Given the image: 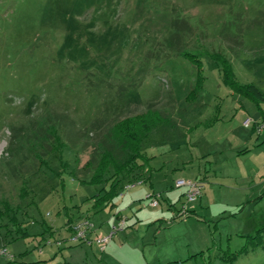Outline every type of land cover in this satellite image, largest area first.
Listing matches in <instances>:
<instances>
[{
    "label": "rangeland",
    "instance_id": "obj_1",
    "mask_svg": "<svg viewBox=\"0 0 264 264\" xmlns=\"http://www.w3.org/2000/svg\"><path fill=\"white\" fill-rule=\"evenodd\" d=\"M182 54L194 55L201 70ZM222 59L239 85L264 93V0H0V211L4 204L10 209L0 220V250L8 253L0 264H70L66 252L88 248L68 247L51 260L43 227L58 232L65 211L95 193L97 186L83 184L104 151L125 157L111 137L123 119L147 110L161 118L141 144L154 178H165L163 163L202 166L208 157L200 153L213 155L205 139L221 137L207 131L220 118L214 111L240 97L250 102L225 84ZM51 126L64 144L58 152ZM232 126L246 136L241 120ZM245 173L239 185L222 190L226 206L209 211L199 226L193 215L187 216L193 226L180 219L166 224L161 255L147 254L149 264H182L199 250L185 263L264 264V182ZM100 216L107 224L112 214L105 208ZM11 217L29 238L15 233ZM141 230L115 252L118 264L142 258L135 244Z\"/></svg>",
    "mask_w": 264,
    "mask_h": 264
},
{
    "label": "crops",
    "instance_id": "obj_2",
    "mask_svg": "<svg viewBox=\"0 0 264 264\" xmlns=\"http://www.w3.org/2000/svg\"><path fill=\"white\" fill-rule=\"evenodd\" d=\"M239 99L240 100L237 101L233 107H218L217 110L214 111V113L219 114L220 118H217L216 122L213 123L207 131L219 133L221 137L214 141L205 139L204 142L209 141V150L213 152L214 156L211 153H208L206 156L200 153L199 157L202 159L208 157L202 166L195 165L192 160H189L186 162L182 161V167H179L178 164L176 168L172 167L166 169L167 167L165 164L163 163V165H161L160 163L162 167L160 173H163V170L167 172L163 181H160V179L153 177V171L155 170L151 169L150 165L147 163L144 165L141 172H133L136 173L133 178H138V180L142 182L130 189H126V184L134 181V179L131 180V177H129L128 179L131 181L120 184L109 205L98 203L99 198L102 197L103 194L99 192L102 186H97L98 188L95 189V193H91L92 196L84 198L81 201V206L76 205L71 207V212H67L68 210L65 211V222L62 229L58 232L53 226L43 224L45 226L43 227V233L46 235L49 234L52 239L50 243L52 247L49 251L48 258L56 260L60 250L65 251L68 247L86 244L85 246L88 248H80L72 252H66L69 260L72 261L70 264H118L121 261L116 259L115 252L123 247L125 239L130 238L131 242H134L137 232L142 229L143 235L140 237V242L137 241L135 244L136 246H138L137 244L142 245L143 259L136 255L132 259H134V264H149L146 258L148 256L147 254H154L157 258L161 255L157 250L162 243V240L159 238L162 236L165 225L175 221L177 216L176 212L183 202L185 188H176L174 186V181L185 178L186 180L201 181L203 183V194L201 198L188 205L187 216L193 215L197 218V221H195L196 223L192 221L190 224V220L187 219L186 221H182L185 225L189 224L191 226H193L192 223L194 222L193 227L199 226L198 223H200L202 218H205L206 214H208L209 211L211 212L212 209L214 210L215 208H220V206H226V201L221 196L224 195L222 190L224 189L228 192L230 187L239 185L237 184L238 178L246 171L254 175L253 180L260 178L259 181L264 182V133L258 135L254 127H244L247 131L244 137L234 133V128L232 126L237 120H241V122H244L246 119H251L255 122L264 121V108L263 110L259 109L254 106V103L251 101L245 102L246 100L241 97ZM189 130H192V128ZM152 161H150V163H152ZM154 161H156V159H154ZM187 163L189 164L186 165ZM215 163L217 165L219 164L217 170H213ZM186 169H191L193 173L188 177H183L182 173H184L183 171H186ZM174 172H181V174L176 178V176L174 177ZM226 178L231 180L234 178L235 180L229 181ZM169 179H171V181ZM228 181L233 183L229 184ZM83 185L91 186L87 183ZM144 185H147V187H144ZM151 193L160 195L161 202L159 207L151 208L147 205L146 197ZM240 195H242V193H239V196ZM217 201L218 203L216 204ZM83 205L87 207L86 210H83L85 209ZM105 208H108L112 214L107 224H105L106 221L104 222V220H101L102 218L100 216V211ZM121 217L126 218L125 228L117 232L116 237H114V235L104 249L101 250L98 245V240L101 237L107 236ZM82 218H87L92 228L86 234L84 241L72 242L70 241L72 226ZM170 227L167 231L172 230ZM23 232L28 234V238L31 236L26 230ZM202 252L203 250H199L198 253L193 251L191 255L188 253V257L182 259V264H186L185 262L187 259L195 257L196 254L199 255ZM24 254H27V252ZM170 263L180 264L177 261H171Z\"/></svg>",
    "mask_w": 264,
    "mask_h": 264
},
{
    "label": "trees",
    "instance_id": "obj_3",
    "mask_svg": "<svg viewBox=\"0 0 264 264\" xmlns=\"http://www.w3.org/2000/svg\"><path fill=\"white\" fill-rule=\"evenodd\" d=\"M182 56L191 60L195 67L201 70V62H199L194 55L182 54ZM213 58L219 59L217 55L213 56ZM220 64L221 74L225 84L229 85L234 93L246 97L259 108L258 104L264 103V93L252 84L239 85L233 76L231 64L223 59L220 61ZM160 120L161 118L158 116L157 112L147 110L143 114L123 119L113 125L111 137L119 146L121 153H123L125 157L122 160H117L110 150H106L102 153L90 180L87 182V184L91 186H102L99 192L103 195L99 198L98 203L109 205L121 183L133 179L135 181L136 178H133L135 173L133 172L136 171V169L143 168L144 165L149 162V158L141 152V144L146 139L151 129L158 125ZM49 130L51 132L50 136L53 138L54 146L52 150L54 152L62 150L64 144L57 134L56 129L51 126ZM110 169L113 171L112 175L106 178ZM124 177L126 179L123 181ZM129 177H131V180L128 179ZM26 196L27 191L25 186H23L20 197L24 199ZM9 213L10 209L8 205L4 204L3 211H0V220ZM10 221L12 225L15 226V233H17L18 236L28 238V234L22 231L20 223H18L15 217H11ZM259 233L256 237L251 238V242L253 239L260 237ZM257 245L258 244H255L254 246L256 247Z\"/></svg>",
    "mask_w": 264,
    "mask_h": 264
},
{
    "label": "built area",
    "instance_id": "obj_4",
    "mask_svg": "<svg viewBox=\"0 0 264 264\" xmlns=\"http://www.w3.org/2000/svg\"><path fill=\"white\" fill-rule=\"evenodd\" d=\"M243 126L245 128H251L254 127L256 134L261 135L264 133V121H253L251 119H246L243 122ZM142 181L135 180L133 182H129L126 189H130L134 187L137 184H140ZM175 187L176 188H185V192L183 194V202L181 203L178 211L176 212V218L175 220L180 219L181 221H186L187 215H188V205L191 203L196 202L199 198H201L203 194V183L201 181H195V180H185V179H179L175 181ZM147 205L151 208L159 207L161 202V197L159 194H149L146 197ZM125 222L126 218L121 217L116 225L113 226L111 232L104 237H101L98 240V245L101 250L104 249L106 244L109 242V240L119 231H122L125 228ZM92 225L89 222L87 218H82L79 221H77L72 226V235L71 240L72 242H80L84 241L86 234L91 230ZM8 257V253L6 249L0 250V257L1 256Z\"/></svg>",
    "mask_w": 264,
    "mask_h": 264
}]
</instances>
